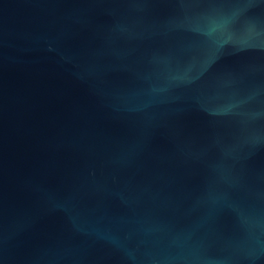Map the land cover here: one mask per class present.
<instances>
[{
	"label": "water",
	"instance_id": "obj_1",
	"mask_svg": "<svg viewBox=\"0 0 264 264\" xmlns=\"http://www.w3.org/2000/svg\"><path fill=\"white\" fill-rule=\"evenodd\" d=\"M0 264H264V0H0Z\"/></svg>",
	"mask_w": 264,
	"mask_h": 264
}]
</instances>
